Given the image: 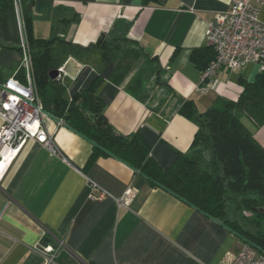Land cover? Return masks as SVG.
Instances as JSON below:
<instances>
[{
	"label": "crops",
	"instance_id": "1",
	"mask_svg": "<svg viewBox=\"0 0 264 264\" xmlns=\"http://www.w3.org/2000/svg\"><path fill=\"white\" fill-rule=\"evenodd\" d=\"M22 4L27 43L59 39L70 44L50 48L52 70L69 60L76 64L75 71L69 68L56 79L65 85L68 101L95 82L106 121L119 134L138 133L162 170L184 155L199 168L215 171L208 147L196 139L195 116L236 101L242 82L252 83L262 70L250 63L235 71L221 69L211 83L200 81L213 58L205 41L207 25L228 10L229 0ZM258 20L264 26V4ZM105 51L112 55L106 61ZM20 60L18 52L0 51V67L12 68L0 81L16 76ZM242 122L264 149V124L255 127L246 117ZM42 125L56 155L35 140L9 164L8 153L2 154L0 264H44L40 245L61 240L64 246L53 264H230L242 250L245 243L228 225L151 185L112 156L90 162L93 146L59 120L44 116ZM88 182L98 186L95 193L102 189L109 196L90 200ZM129 188L128 207L118 209L115 200Z\"/></svg>",
	"mask_w": 264,
	"mask_h": 264
},
{
	"label": "trees",
	"instance_id": "2",
	"mask_svg": "<svg viewBox=\"0 0 264 264\" xmlns=\"http://www.w3.org/2000/svg\"><path fill=\"white\" fill-rule=\"evenodd\" d=\"M12 3L13 0H0V51L20 54ZM21 5L23 11L22 0ZM57 42L70 46L59 39L28 43L36 95L46 113L97 146H93L90 162L96 156L118 159L151 185L166 190L208 218L228 225L264 253V223L261 224L264 221V149L242 122V117H246L255 127L264 124V69L252 83L242 82L236 101L220 102L195 116L196 139L208 147L215 171L199 168L184 155H178L169 168L162 170L150 157V148L138 133L119 134L106 121L104 105L94 95L95 82L88 89L76 92L69 101L64 97L65 85L49 77L53 68L50 48ZM73 50L77 55L78 50ZM111 57L109 51L103 53L104 61ZM16 77L23 79L21 70ZM98 118L106 124H97ZM228 201L243 214H250L248 221L255 227L253 231L226 220Z\"/></svg>",
	"mask_w": 264,
	"mask_h": 264
},
{
	"label": "built area",
	"instance_id": "3",
	"mask_svg": "<svg viewBox=\"0 0 264 264\" xmlns=\"http://www.w3.org/2000/svg\"><path fill=\"white\" fill-rule=\"evenodd\" d=\"M263 4L264 0H229L228 10L218 14L215 23L207 25L205 41L213 50V58L201 71V83H211L221 69L235 71L250 63L264 69V26L258 20ZM12 5L21 49L18 70L22 71L24 80L22 82L16 76H12L0 81V162L4 160L2 153L7 151L8 164L29 140H35L52 154H57L51 138L42 125L45 115L36 95L21 0H13ZM63 67L57 68L56 79L66 75ZM59 123L63 121L59 120ZM88 185L90 200L100 201L109 196L102 189L95 193L98 186L94 182H88ZM132 196L133 190L129 188L116 199L118 209L127 208ZM63 246L62 240L55 246L45 243L40 245L38 252L43 257L44 264H53ZM230 264H264V253L244 244Z\"/></svg>",
	"mask_w": 264,
	"mask_h": 264
},
{
	"label": "rangeland",
	"instance_id": "4",
	"mask_svg": "<svg viewBox=\"0 0 264 264\" xmlns=\"http://www.w3.org/2000/svg\"><path fill=\"white\" fill-rule=\"evenodd\" d=\"M56 61V58L54 59ZM53 59H52V63H53ZM3 66V65H2ZM12 72V68L11 69H7L6 67H0V75L1 77H7L10 75V73ZM226 218L230 221H236L238 222V224H240V226H247V228H249V230L253 231L254 230V226L253 224H250L248 219H251V216L249 213L247 214H243L242 212H240L235 204L232 201H228L227 202V210H226ZM264 221H261V224H263ZM263 232H264V227L262 228Z\"/></svg>",
	"mask_w": 264,
	"mask_h": 264
},
{
	"label": "water",
	"instance_id": "5",
	"mask_svg": "<svg viewBox=\"0 0 264 264\" xmlns=\"http://www.w3.org/2000/svg\"><path fill=\"white\" fill-rule=\"evenodd\" d=\"M69 61H71V62H69V65H67V66H64L63 67V70H64V72L67 74L69 71V68L70 69H72L73 68V71H75L76 70V64L72 61V60H69ZM66 65V64H65ZM49 77H50V79H52V80H54V79H56L57 77H58V71L57 70H51L50 72H49ZM43 114L45 115V116H47V117H49V118H51V119H53V120H55L51 115H49L48 113H46L45 111H43ZM96 123L97 124H99V123H102L103 125H105L106 124V122L104 121V122H102V120H101V118H98V120L96 121ZM67 128V127H66ZM80 136V135H79ZM80 137H82V136H80ZM83 138V137H82ZM83 139H85V138H83ZM86 140V139H85ZM86 141H88V140H86ZM92 146H95V147H97L95 144H93V143H91L90 141H88ZM99 148V147H98ZM100 150H102L101 148H99ZM102 151H104V150H102ZM105 152V151H104ZM106 154H108L107 152H105ZM144 177V176H143ZM145 178V177H144ZM254 212L255 211H257V210H253ZM222 226H225L224 224H222V223H220ZM231 232L239 239V240H241L242 242H244L246 245H248V246H250V247H252L253 249H255V250H257V251H259L260 252V249L256 246V245H254L252 242H250L249 240H247L244 236H242V235H240L239 233H237V232H235V231H233V230H231Z\"/></svg>",
	"mask_w": 264,
	"mask_h": 264
},
{
	"label": "bare ground",
	"instance_id": "6",
	"mask_svg": "<svg viewBox=\"0 0 264 264\" xmlns=\"http://www.w3.org/2000/svg\"><path fill=\"white\" fill-rule=\"evenodd\" d=\"M4 152L8 153L7 151H4ZM4 152H3V153H4ZM3 153H2V154H3ZM8 156H9V155H8Z\"/></svg>",
	"mask_w": 264,
	"mask_h": 264
}]
</instances>
